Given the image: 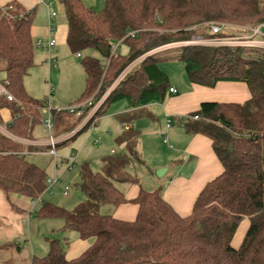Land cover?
<instances>
[{
  "label": "trees",
  "instance_id": "trees-1",
  "mask_svg": "<svg viewBox=\"0 0 264 264\" xmlns=\"http://www.w3.org/2000/svg\"><path fill=\"white\" fill-rule=\"evenodd\" d=\"M57 2L67 24L68 51L82 55L93 50L103 60L82 57L85 85L76 103L90 97L95 103L111 89L90 121L57 146L74 140L114 102L126 100L134 107L163 100L168 76L159 69L157 53L149 52L190 41L197 34L205 36L212 22L251 28L264 24V0H104L99 12L81 0ZM34 19L35 9L26 11L17 0L0 7V82L14 98L0 97V125L1 111L7 109L11 119L5 130L19 139H30L42 123L44 104L28 96L23 85L34 66ZM115 43L125 44L128 54L113 56ZM176 50L190 83L212 88L218 82H242L249 89L250 98L243 104L202 103L184 120L188 134L211 140L222 173L204 186L185 218L163 200L160 189L140 188L136 198L127 200L116 184H138L125 168L131 161L142 163L136 150L139 134L128 130L117 138L125 144V155L104 158L100 173L92 172L88 164L81 166L78 188L85 201L71 210L42 202L33 213L38 219L61 221V231L92 239V245L68 260L67 241L47 239V254L33 257L31 264H264V55L256 50L247 55L243 48L227 46ZM86 112L75 116L51 110V128L71 133ZM10 136L0 131V191L7 199L14 195L40 199L46 191L45 171L28 162L24 153L39 148ZM127 203L138 207L133 222L100 212L102 207ZM246 218L249 226L234 249L232 238Z\"/></svg>",
  "mask_w": 264,
  "mask_h": 264
},
{
  "label": "crops",
  "instance_id": "crops-1",
  "mask_svg": "<svg viewBox=\"0 0 264 264\" xmlns=\"http://www.w3.org/2000/svg\"><path fill=\"white\" fill-rule=\"evenodd\" d=\"M10 1L12 0H0V7ZM17 1L26 11L35 9L36 16L38 15L34 19L31 28V37L34 48L45 52L48 65L47 87L50 97L48 100L42 101L44 106L40 111L41 118L44 113H47L46 119L42 120L40 125L48 131L44 121L50 118V111L65 109L76 103L84 90L85 74L80 64L74 59L76 54L70 55L68 53L65 42L67 35L66 20H59L58 14L53 11L52 1ZM53 1L58 6H61L57 0ZM81 1L87 8L93 11L100 6L98 0H93L94 2L92 0ZM60 8L63 9L62 6ZM37 11H39L38 14ZM52 13H54L53 17ZM50 27L51 29L53 28L52 31ZM230 34L236 35L231 32ZM41 37L44 39L43 41L40 39ZM50 40H54L52 47L48 46ZM37 43H39V47L36 46ZM118 46L117 49H119ZM156 51L159 52L158 50ZM82 57L83 55L77 58L80 60ZM139 61L140 59L133 62L122 73L119 79ZM33 62V67H35L34 56ZM162 62H168L166 57L160 58L159 62V69L166 73L165 70L160 68ZM53 67L54 69H52ZM29 74L30 71L26 77ZM26 77L23 81L24 89L27 95L33 98L35 96L29 94V91H33V89L31 83L25 81ZM168 82V89L161 101H154L146 105L134 107L129 106L126 101L127 106L115 116L117 127L110 134L111 137H105L107 141L113 137V141L111 142L114 143V146L111 145L104 149L102 146L99 150H96V154H98L101 160L102 171V161L104 158L126 154L125 144L118 143L117 138L128 130L136 131L139 134L136 150L142 163L135 162L148 173V189L150 190L146 189L137 178L138 184H120L123 187L125 186L124 189L117 188L123 192L127 200L136 198L140 188L146 191L160 189L163 200L177 215L185 218L191 215L194 202L204 186L219 176L223 168L212 150L211 140L201 134H188L184 128V120L188 115L198 111L202 103L243 104L250 98V92L247 85L242 82H218L212 88L192 84L188 79L186 83L180 85L171 80L169 76ZM169 89H175L176 94L170 93ZM101 117L97 118L96 122L87 129L96 128ZM10 119V112L7 109L2 110L1 123L4 127L0 125V131L8 136L10 134L5 130V125L10 122ZM167 121L171 123L168 128L166 127ZM82 126H78L73 132L69 133L67 135L68 138L79 131ZM34 129L30 139H19L10 136L25 146L39 148L38 151L30 153L26 151L25 157L29 154L47 153L45 144L48 139L51 137L61 140V137L64 135L59 134L58 131H53V127L48 131L49 138L37 139L33 136ZM81 133H78V135ZM164 137H166V142H164ZM61 142L59 143L61 144ZM162 144L168 146V149L163 147ZM60 146H57L56 150ZM128 166L125 168L126 173ZM38 167L41 168L40 166ZM160 169H165V172L161 177H157L155 172ZM58 176L60 179V175ZM41 203L42 201H40L39 205ZM37 205L32 208L30 199H26L25 204L20 205L17 203L16 197L11 196L7 199L3 192L0 191V264H21L27 260L31 261L33 257L41 258L45 256L48 251L47 239L50 238H44L46 243L44 247L35 245L36 240H39L40 236L39 228L42 226H47L46 233H49L50 237L54 236L55 239L67 241L65 257L68 260L79 257L92 245V239L81 240L75 232L61 231V221L36 218L33 213L39 207ZM106 211L109 212L107 209ZM137 211L138 207L135 204L127 203L113 208V211L109 215L120 221L133 222ZM248 226L249 221L247 218L240 222L231 241V246L234 249L240 247ZM13 256L16 258L14 259Z\"/></svg>",
  "mask_w": 264,
  "mask_h": 264
},
{
  "label": "rangeland",
  "instance_id": "rangeland-1",
  "mask_svg": "<svg viewBox=\"0 0 264 264\" xmlns=\"http://www.w3.org/2000/svg\"><path fill=\"white\" fill-rule=\"evenodd\" d=\"M51 1L53 3V11H55L58 14L59 20L65 21L63 9L60 8L61 6H58V4L55 3L53 0H51ZM92 2H94V1L92 0ZM98 4L100 6L97 5L99 7H97V9L95 8L96 12L101 11V9L103 8V5H104V0H98ZM38 13H39V11H37V14ZM36 17H38V15L36 16V13H35V18ZM225 25H227V24H225ZM242 28L247 29V28H251V27L228 26V30H227L228 32L227 33L229 35H231L230 32L235 33L237 35H239V33L240 34L248 33L246 31H240L239 30ZM238 31H239V33H238ZM197 35H199V34H197ZM231 36H234V34H232ZM40 39L42 41L44 40L42 37ZM114 45H119L118 46L119 49H118L117 54L124 55V56H126L128 54V49H127L125 44L115 43ZM181 46H187V45H181V43H174V44H170V45L160 47V50H159V48L156 49L159 52H157L156 50H153V51L148 53L150 55V54H154V51H156V53H158L157 56H159L160 58L166 57L168 62H162L160 64V68L162 70L166 71V73L171 78V80L175 81L176 83H179L180 85L187 82V76H185V74L183 72L182 63L177 60V50L176 49L181 47ZM68 53H70V52L68 51ZM261 53L264 55L263 52H261ZM84 54L88 55L90 57L96 58V59L100 60L101 63H103L102 58H100L99 54L96 51H93V50L86 51L85 53H82L83 56H85ZM148 54H146V55H148ZM245 54L248 55V54H252V53L249 52V50L245 49ZM254 54H256V53H254ZM70 55H71V53H70ZM146 55L140 57L139 59L140 60L143 59ZM34 59H35L36 66L30 70V74L28 77H26L25 81H29L31 83L33 91L32 90L29 91V94H31L32 96H35L33 98H35L36 100H39V101H46V100H48L50 95H49V91H48V87H47V84H48L47 83L48 82L47 66L48 65H47V61H46L45 52L42 50H39L37 48H34ZM74 59L78 64L81 63V59L79 60L76 55L74 56ZM80 66H81V64H80ZM52 69H54V67ZM2 77H3V74L0 75V78H2ZM182 78H183V80H182ZM110 90L111 89L107 88L103 92V94H101L99 96V98H98L99 100L97 102H95V105L99 106V104H101L104 101V99L106 98V95L108 94V92ZM91 98L92 97H90L89 99H91ZM92 101H93V99H92ZM126 106H127L126 100H121V101L114 102V103L110 104L109 107L106 109L105 113L103 114V116L101 117L96 128L92 127L91 129H87L86 131L79 134L77 136V138H75L74 140L67 142L63 146H60L59 148H57V156H58L57 158L58 159L69 158L71 155H74L75 156V165H74L73 169H71L70 171H65V170H63V168H60L57 170L58 175H60L59 184L54 186L52 189H50V191L44 192L40 198V201L52 203L56 206H59L61 208L66 209V210H71L77 204L85 201L84 194L78 188L79 170L83 164H88V166L92 172H94V173H100L101 172V160L98 157V154H96V150H99L102 146H103L102 147L103 149L107 148L111 145L114 146V143L111 142V141H113L112 140L113 137L109 141H107L105 137L110 136V134H112V131L114 132V128L117 127V124L115 121V116H116V114H119L120 112H122ZM97 109H98V107H97ZM93 111L94 110H90V111L86 112L83 119L79 122V124L76 126V128L78 126L83 125L84 123H87L88 121H90V119L92 118V116L96 110L92 114ZM46 117H47V113H44L42 115L41 119L44 120V119H46ZM96 120H97V118L91 123V125H93L96 122ZM68 134L69 133L64 134L61 138H64V137L66 138V136ZM33 136L37 139H44V138H49V133L44 127H41V125H38L34 129ZM67 139H64V141H66ZM162 146L165 147L166 149H168V146H166L164 144H162ZM25 152H26V150L24 151V153ZM25 158L28 162H32V163L36 164L37 166H40L45 171L46 177H51L54 175V173H55L54 161L47 153L29 154ZM156 172H155V175H156ZM127 174H129L133 178H137L138 180H140V182L142 183V185L146 189L149 188L148 173H146L145 169L142 168L141 166H139L135 161L130 163V165L127 167ZM116 186L121 190H123L125 187V186L123 187L120 184H116ZM65 188H69V191H68L69 195L67 197L63 196V190ZM148 190H150V189H148ZM13 197H16L17 203L20 205H23L26 202V198H24L22 196L15 195ZM38 205H39V203H38ZM106 209L109 210V212H107ZM111 211H113L112 207H102L100 209V212L102 214H109ZM46 227L47 226H42L39 228V230H40L39 235L40 236H39V240H36L35 245H39V246L44 247L46 245L44 238H46V237L50 238V239L54 238V236L50 237V234L46 233L47 232ZM13 258L15 259L16 257L13 256ZM30 263H31V261L27 260L25 262H22L21 264H30ZM1 264H4V263H1Z\"/></svg>",
  "mask_w": 264,
  "mask_h": 264
},
{
  "label": "built area",
  "instance_id": "built-area-1",
  "mask_svg": "<svg viewBox=\"0 0 264 264\" xmlns=\"http://www.w3.org/2000/svg\"><path fill=\"white\" fill-rule=\"evenodd\" d=\"M50 5V4H49ZM54 16V13H52V17ZM264 24L258 25L253 28H242L239 29L240 31H246L248 33L246 34H240L231 36L227 32L228 26L224 23L220 22H212L208 24V29L205 34V36L197 35L193 37L190 41L183 42L181 45H187V46H212V47H240L246 50H256L264 53ZM50 30L52 31L53 28ZM54 45V40H50L48 43L49 47H52ZM36 46L39 47V43L36 44ZM118 45H114L112 48V55H117ZM180 46V45H179ZM77 57H80V54H76ZM169 92L172 94H176L175 89H169ZM0 97H5L7 101H14V98L12 95L6 90L5 86L0 82ZM100 106V104H99ZM95 103L92 101V99H88L82 103H73L72 105L68 106L65 109H55L56 111L65 110L69 113H74L75 116H79L83 114L86 110L87 112L90 110H97V107ZM93 108V109H92ZM92 112V114L94 113ZM193 120H198V116H193ZM44 124L48 131L51 130V121L50 118L44 121ZM85 124V123H84ZM83 124V125H84ZM171 123L167 121L166 127H170ZM82 126V125H81ZM73 134V133H72ZM66 138H61L56 140L53 138H49L46 142L45 146L47 147V154L53 159L54 161V168H55V174L51 178H46L45 180V192L50 191V189L59 184V176L57 175V170L60 168H63L65 171H70L73 169L75 165V156L71 155L69 158H60L57 157V150L56 147L59 144L60 141H63ZM164 142H166V137H164ZM69 191V188H65L63 190V195L67 196ZM38 203H40V199H33L31 200V207H35Z\"/></svg>",
  "mask_w": 264,
  "mask_h": 264
},
{
  "label": "water",
  "instance_id": "water-1",
  "mask_svg": "<svg viewBox=\"0 0 264 264\" xmlns=\"http://www.w3.org/2000/svg\"><path fill=\"white\" fill-rule=\"evenodd\" d=\"M165 172V169H160V170H158L157 172H156V176L157 177H161L162 176V174Z\"/></svg>",
  "mask_w": 264,
  "mask_h": 264
}]
</instances>
